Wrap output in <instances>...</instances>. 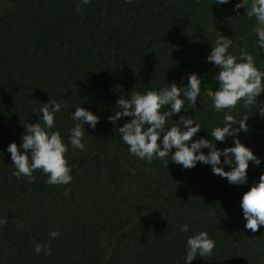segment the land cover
Wrapping results in <instances>:
<instances>
[{
	"label": "trees",
	"instance_id": "1",
	"mask_svg": "<svg viewBox=\"0 0 264 264\" xmlns=\"http://www.w3.org/2000/svg\"><path fill=\"white\" fill-rule=\"evenodd\" d=\"M235 1L0 0V264H185L186 240L199 231L215 248L192 264H264V227L246 230L239 207L264 162L250 164L248 185L230 186L210 166L182 170L171 161L166 167L130 155L114 131L125 120L109 121L120 110L119 98L160 91L196 73L202 77L198 111L181 115L201 125L198 137L211 139L223 116L211 108L216 69L206 56L219 33L233 41L229 54L243 48L264 71L255 17L247 16L251 2L233 11ZM52 97L66 105L51 130L64 143L76 107L100 121L94 131L85 125V151L68 145V185H47L41 170L32 180L14 177L6 151L12 142L19 147L24 127L36 122L32 110ZM258 100L264 102V94ZM261 106L245 112L238 104L231 114L249 118V131L239 139L264 158ZM230 146V140L216 142L220 149ZM185 223L186 233L180 231ZM52 231L59 236L52 239ZM35 244L49 245L51 254H36Z\"/></svg>",
	"mask_w": 264,
	"mask_h": 264
},
{
	"label": "clouds",
	"instance_id": "2",
	"mask_svg": "<svg viewBox=\"0 0 264 264\" xmlns=\"http://www.w3.org/2000/svg\"><path fill=\"white\" fill-rule=\"evenodd\" d=\"M131 3L132 0H125ZM230 0H212V5H227ZM87 5L90 0H80ZM236 4L233 11L242 7ZM79 11V7H77ZM249 18L255 17L256 25L253 31L256 34V46L258 55L264 52V0H254L247 11ZM233 45L231 38L219 35L210 47L206 56V62L211 63L216 69L213 79L216 82L215 91L211 95V108L223 119L218 126L211 130V139L198 137L201 125L188 115L197 110V101L201 93L202 80L196 73L188 74L187 83L178 86L175 82L166 84L160 91L149 90L146 93L132 92L129 98H119L116 106L119 111L109 117V121L124 119L122 126L114 130L124 145H127L130 155L151 163L154 159L161 160L166 167L169 162L181 166L182 170H191L198 163L210 166L213 175L225 179L230 186L248 185L247 170L259 167L264 158L258 157L253 151L241 143L240 133H247L249 128L246 116L237 119L231 113L236 110L238 104L246 112L257 103L264 94V71L255 65V58L248 51L241 48L239 55L228 53ZM260 56V55H259ZM63 99L53 97L41 107L33 109L31 113L37 115L36 122L27 124L24 133L20 137L19 147L15 142L10 143L6 151L10 153L12 175L16 178L27 177L33 179V173L41 170L47 176V185H68L72 181L71 168L65 159L70 144L73 149L85 151L86 146L82 142L88 129L95 130L100 122L99 117L90 110L78 106L70 114L74 126L68 129V142H63L59 131H51L55 127V115L65 107ZM165 109L161 111V109ZM264 117V106L257 111ZM178 116L173 122L172 117ZM167 121H172L173 126L168 127ZM197 137L196 139H193ZM231 141L230 147L222 149L216 147V142L225 144ZM207 149V153L202 150ZM2 155V153H0ZM222 158V159H221ZM228 169L225 171V169ZM239 207L244 219V228L255 233L258 228L264 227V172L259 176L258 182L254 181L248 191L244 192L239 201ZM4 221H0L3 224ZM22 227L23 225H19ZM190 225L181 226V232H188ZM52 239L59 236L58 231H52ZM215 241L209 238L205 231L194 232L186 240L185 264L199 258L213 255ZM42 249L50 255L49 245L35 244L34 251L39 254Z\"/></svg>",
	"mask_w": 264,
	"mask_h": 264
},
{
	"label": "rangeland",
	"instance_id": "3",
	"mask_svg": "<svg viewBox=\"0 0 264 264\" xmlns=\"http://www.w3.org/2000/svg\"><path fill=\"white\" fill-rule=\"evenodd\" d=\"M248 2H251L253 3L254 0H243V3H242V7H245V5L248 3ZM241 3V0H236L233 4L236 5V4H239ZM189 74V73H188ZM187 74V75H188ZM187 75H183L179 78V83H178V86H184V82L187 80L186 77Z\"/></svg>",
	"mask_w": 264,
	"mask_h": 264
}]
</instances>
